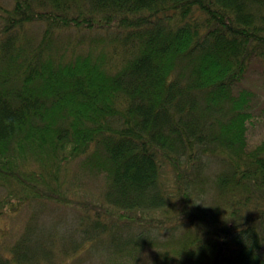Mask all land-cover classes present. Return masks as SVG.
Wrapping results in <instances>:
<instances>
[{
	"label": "trees",
	"instance_id": "trees-1",
	"mask_svg": "<svg viewBox=\"0 0 264 264\" xmlns=\"http://www.w3.org/2000/svg\"><path fill=\"white\" fill-rule=\"evenodd\" d=\"M253 63L264 0L0 2V264H264Z\"/></svg>",
	"mask_w": 264,
	"mask_h": 264
},
{
	"label": "rangeland",
	"instance_id": "rangeland-1",
	"mask_svg": "<svg viewBox=\"0 0 264 264\" xmlns=\"http://www.w3.org/2000/svg\"><path fill=\"white\" fill-rule=\"evenodd\" d=\"M1 3L7 4L8 6L12 5V0H0ZM255 63V61H254ZM250 67V70L245 78L244 84L246 86L251 87L255 92V98H254V110H255V124L250 128V131L248 132L249 140L251 144L256 145L261 139H264V68L259 67L257 64H254ZM77 168V167H76ZM71 169V168H70ZM78 181L77 177L75 176L71 182L74 185ZM85 183L86 179L83 177V179L80 181ZM100 179H96V181H93V184L88 179L86 182V187L88 190L93 191L95 193L94 195L98 194L100 192ZM83 193H86L87 190L83 187V190L81 191ZM39 203H32L29 206H26L22 209L20 207L17 210H8L5 215L0 219V231L5 241L7 243H13L16 239V236L18 235L22 225H24V222L26 221V218L31 215L32 211H34L36 208H38L41 204ZM47 206L51 204L44 203ZM56 206L55 204H53ZM52 206V205H51ZM53 209H48L50 212H41V219L46 222H51L53 219L56 218V221L59 223L57 227L64 230L66 227L74 228L77 221L76 212L69 208V207H54ZM138 215V212L133 213L132 215L128 217H120L115 215V217L121 218V219H127V222L135 223L137 225V228H142L140 225H145L148 227L149 225L155 224L159 221H166L168 222V215L164 211H160L157 215L153 217H145V218H137L135 219V216ZM54 222V220L52 221ZM150 228V227H148ZM144 229V228H143ZM152 229V228H151ZM153 230V229H152ZM117 258V257H116ZM86 261V262H85ZM82 264H98L99 261L97 260H90L86 259Z\"/></svg>",
	"mask_w": 264,
	"mask_h": 264
}]
</instances>
